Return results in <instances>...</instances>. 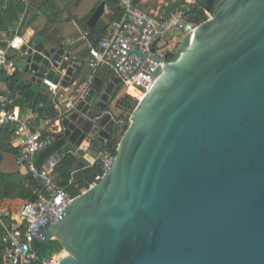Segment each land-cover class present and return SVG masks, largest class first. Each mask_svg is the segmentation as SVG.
I'll use <instances>...</instances> for the list:
<instances>
[{"label": "water", "instance_id": "water-1", "mask_svg": "<svg viewBox=\"0 0 264 264\" xmlns=\"http://www.w3.org/2000/svg\"><path fill=\"white\" fill-rule=\"evenodd\" d=\"M157 42L151 84L107 171L48 216L32 242L58 241L56 264H264V0H215L170 60L155 53L165 47ZM18 52L31 82L72 85L53 121L63 150L83 154L72 170L90 166L116 123L111 97L121 79L84 81L62 43L30 39Z\"/></svg>", "mask_w": 264, "mask_h": 264}, {"label": "built area", "instance_id": "built-area-1", "mask_svg": "<svg viewBox=\"0 0 264 264\" xmlns=\"http://www.w3.org/2000/svg\"><path fill=\"white\" fill-rule=\"evenodd\" d=\"M20 1L25 5L28 3V0ZM119 3L124 8L122 17L111 23L109 32L98 41L97 45L88 44L85 65L92 73L102 65L109 66L113 74L121 79L123 86L141 90V99L151 84L152 72L158 64L150 57L152 43L157 39V46L163 44L168 46L172 41V31L180 32L182 38L184 34L193 31L198 24L183 20L184 4L165 15L144 11L134 5L132 0H119ZM84 35L87 37V31ZM23 43L25 42L18 33L10 36H3L0 33L1 69L14 68V61L9 58L8 53L18 50ZM134 49L143 56L132 53ZM155 53L163 57L160 50H156ZM110 63L113 65L111 66ZM92 76L93 74L88 80ZM43 83L51 91L58 90V84L48 79H44ZM13 99L6 97L0 100V128L8 123L14 126L13 131L17 136L19 148L16 156L17 165L25 168L31 177L39 182L42 189L37 193L35 200L22 201L10 225L3 223L0 214V264H56L61 257L62 249L52 253L49 259L39 257L32 248L31 233L73 197H70L56 182L54 157H49L40 166L34 162L35 153L50 143L52 131L37 129L34 126V115L27 119H17L14 110L10 107ZM105 142L106 140L104 144ZM1 153L0 148V156ZM114 156L102 152L99 154L97 160L102 174L107 171ZM100 176H96V179Z\"/></svg>", "mask_w": 264, "mask_h": 264}, {"label": "trees", "instance_id": "trees-1", "mask_svg": "<svg viewBox=\"0 0 264 264\" xmlns=\"http://www.w3.org/2000/svg\"><path fill=\"white\" fill-rule=\"evenodd\" d=\"M145 1L151 2L152 0ZM214 1L215 0H194L193 3H186L185 0H175L174 2H170L165 7L164 14L167 15L174 11L179 5L184 4L183 20L188 23L199 24L208 17V14L211 13ZM142 2L143 0H132L134 5L144 10V7L146 6H144ZM4 3L5 4H3V0H0V30L4 29L8 31L10 27L12 29L13 25L18 22L19 15L24 11V9L26 11H31L33 9L29 2L25 5L20 0H5ZM105 3L109 10L107 21H99L92 26L85 27L88 33V41L91 45H97L98 41L109 32L111 23L120 19L123 15L124 8L120 5L119 0H106ZM156 5V1L154 0L153 7H156ZM45 30L46 27L41 32H44ZM10 33V35L15 33L21 34L20 30H16L15 32L14 30H11ZM167 55H170V53ZM97 72L104 74L102 76H104L105 79H108L109 76L113 74V71L109 68V66L102 65L93 73L88 71V77L91 74H96ZM0 79L3 80L5 86L9 90L10 97L14 98L12 104L10 105V107L14 110V113L16 112L15 109L29 108L32 115L35 116L34 126H37L39 119L44 117L47 113L50 115L49 118L51 120L56 118L57 114L53 107V100L51 102L47 98L37 95L30 88L29 84L20 81L19 74L16 70L11 75H8L4 69H1ZM87 79L88 78H86V80ZM122 86L123 85L120 84L114 90L111 101L120 93ZM141 94L142 92L140 89H128L120 96H117L114 106L111 108V112L116 123L109 138L103 146V154H116L117 144L123 134L122 126L128 123L129 115L140 100ZM16 95H19L20 98H16ZM35 96H37V98H35ZM49 101L52 104L50 107H45ZM0 134L4 135L3 140H0V148L2 151V149H5L8 145L7 142L10 134H12V129L11 131H8V126L3 125L0 128ZM65 145L66 139L62 133L52 132L50 143L35 153L34 162L37 166H40L49 157H56L57 160L54 166L56 182L64 188L70 197H74L95 184L97 181L96 176H100L102 171L99 161L95 160L92 165H80L77 170L71 173L69 169L77 158L74 154L63 150ZM21 170H24L25 172L23 174H0V198L12 199L15 197L22 200L36 199L37 193L42 189L39 182L32 178L30 173L25 168H22ZM32 248L39 257H48L54 252L61 251V246L56 240L47 242L35 240L32 242Z\"/></svg>", "mask_w": 264, "mask_h": 264}, {"label": "crops", "instance_id": "crops-1", "mask_svg": "<svg viewBox=\"0 0 264 264\" xmlns=\"http://www.w3.org/2000/svg\"><path fill=\"white\" fill-rule=\"evenodd\" d=\"M104 1V12L102 13L101 17L96 21H107L109 10L105 3L106 0H28L31 4L33 9L31 11H24L19 15L18 22L13 25V28H9V30L14 32L20 30L19 35L22 36L24 42L28 40H42L45 42L47 47L52 45H57L62 43L66 49L71 52L72 57L76 62L81 65V69L84 73V81H87L88 78V69L85 65V60L88 57L87 54V46L89 44L88 37H85L84 32H86V21L94 11V9L98 6L100 2ZM153 1L150 3L143 0L142 4H144V11L152 12V13H159L164 14L165 7L170 3L174 2L175 0H155L156 7H153ZM192 1V0H185ZM5 0H3V4ZM46 27L44 32L43 29ZM0 30V33L3 36H10V31ZM8 56L10 59L14 61V68L13 69H4V71L11 75L15 70L19 74L20 81L29 84L30 88L37 94L41 95L44 98H47L52 102L53 100V107L57 109L56 102L61 103L63 100L68 98L69 93L71 91V86L68 85L65 89H59L57 91V95L55 96L56 99H52L50 94L51 90L42 82L41 84L31 82L29 80V75L23 73V65L21 62V55L18 50L9 51ZM110 68V67H109ZM1 70V68H0ZM98 77L102 78L103 80L107 81L104 78V74L96 73ZM6 97H10V92L5 86L3 80L0 79V100ZM16 98H20L19 95L15 96ZM46 104L45 107H50L52 104ZM114 104V103H113ZM15 116L17 119H27L29 116L32 115L29 108H21L15 109ZM50 115L47 113L44 117L39 119L38 125L35 126L37 129L43 130L47 129L49 131L59 132L60 126L57 124V121H53L50 118ZM8 126V131H11L10 137L8 139V145L4 149H2V153L0 156V174H15L20 173L23 174L25 171L21 170L17 165L16 156L18 154L19 148L17 145V136L15 135L13 128L14 126L11 123L6 124ZM61 131V130H60ZM4 135L0 134V140H3ZM1 140V141H2ZM74 154V153H72ZM83 154L79 151L77 152V157L82 156ZM56 159V157H54ZM89 159L88 157H86ZM57 160V159H56ZM92 165V164H91ZM24 169V168H23ZM70 172H74L70 167ZM22 199L19 198H0V214L2 221L5 225H10V223L14 220L12 218L16 217V214L19 210V207L22 203ZM5 220V221H4Z\"/></svg>", "mask_w": 264, "mask_h": 264}, {"label": "rangeland", "instance_id": "rangeland-1", "mask_svg": "<svg viewBox=\"0 0 264 264\" xmlns=\"http://www.w3.org/2000/svg\"><path fill=\"white\" fill-rule=\"evenodd\" d=\"M194 0L192 1H187L188 3H193ZM177 31H172L171 32V35L173 34V37L171 38V43L167 46V47H164L163 49H160V52L163 54V55H166V53H170V55H173L175 50L177 49L178 45L180 44V41H181V37H180V32L176 33ZM22 63V62H20ZM128 90V88L126 86H122V89L120 91V93L118 94L119 96L124 92ZM117 95V96H118ZM117 96L111 101V107L114 106L113 103H115L116 99H117Z\"/></svg>", "mask_w": 264, "mask_h": 264}, {"label": "flooded vegetation", "instance_id": "flooded-vegetation-1", "mask_svg": "<svg viewBox=\"0 0 264 264\" xmlns=\"http://www.w3.org/2000/svg\"><path fill=\"white\" fill-rule=\"evenodd\" d=\"M165 47H167V46H165ZM168 53H166V55H165V58L167 59V60H170L171 59V57H172V55H167ZM170 56V57H169Z\"/></svg>", "mask_w": 264, "mask_h": 264}]
</instances>
